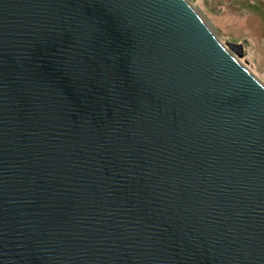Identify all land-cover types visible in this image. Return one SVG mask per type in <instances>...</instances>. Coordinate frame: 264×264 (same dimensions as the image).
<instances>
[{
  "label": "water",
  "instance_id": "obj_1",
  "mask_svg": "<svg viewBox=\"0 0 264 264\" xmlns=\"http://www.w3.org/2000/svg\"><path fill=\"white\" fill-rule=\"evenodd\" d=\"M187 0H0V264H264V84Z\"/></svg>",
  "mask_w": 264,
  "mask_h": 264
},
{
  "label": "rangeland",
  "instance_id": "obj_2",
  "mask_svg": "<svg viewBox=\"0 0 264 264\" xmlns=\"http://www.w3.org/2000/svg\"><path fill=\"white\" fill-rule=\"evenodd\" d=\"M222 44H242L238 60L264 84V0H187Z\"/></svg>",
  "mask_w": 264,
  "mask_h": 264
}]
</instances>
